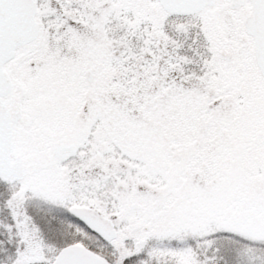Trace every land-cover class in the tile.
Returning <instances> with one entry per match:
<instances>
[{
    "label": "snow or ice",
    "instance_id": "obj_1",
    "mask_svg": "<svg viewBox=\"0 0 264 264\" xmlns=\"http://www.w3.org/2000/svg\"><path fill=\"white\" fill-rule=\"evenodd\" d=\"M0 264H264V0H0Z\"/></svg>",
    "mask_w": 264,
    "mask_h": 264
}]
</instances>
